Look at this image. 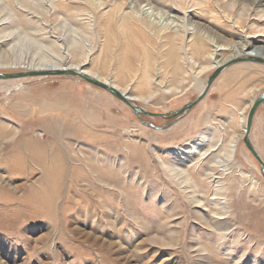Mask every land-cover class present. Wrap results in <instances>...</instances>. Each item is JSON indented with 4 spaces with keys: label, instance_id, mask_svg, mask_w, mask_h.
I'll return each instance as SVG.
<instances>
[{
    "label": "rangeland",
    "instance_id": "obj_1",
    "mask_svg": "<svg viewBox=\"0 0 264 264\" xmlns=\"http://www.w3.org/2000/svg\"><path fill=\"white\" fill-rule=\"evenodd\" d=\"M153 5L165 16L138 0H0V73L76 66L169 116L79 78L0 80V264H264V178L240 141L264 64L228 67L171 117L218 62L264 47V0ZM124 21L145 38L121 45ZM250 139L264 161V104Z\"/></svg>",
    "mask_w": 264,
    "mask_h": 264
},
{
    "label": "water",
    "instance_id": "obj_2",
    "mask_svg": "<svg viewBox=\"0 0 264 264\" xmlns=\"http://www.w3.org/2000/svg\"><path fill=\"white\" fill-rule=\"evenodd\" d=\"M242 62H256V63H264V60L257 59L254 57H245V58H238L234 59L232 61H228L225 65L218 68L208 79L206 87L202 93L199 94V96L186 104L182 109H179L177 111H173L171 114V117L180 118L183 115H185L187 112L191 111L196 105H198L208 94L210 91L213 83L216 81L218 76L228 67H231L235 64H239ZM51 76H69L73 78H79L87 82L88 84L98 87L100 89L105 90L118 100L122 101L124 104H126L136 115L142 114L150 117H156L161 116L164 118H168L169 116L164 115H157L154 113H151L150 111L146 110L144 107L138 106L135 102L130 101L125 94H123L121 91L116 89L115 87L109 85L108 83H105L103 81H100L96 79L95 77H91L85 73H81L79 71H76L74 69H58V70H42V71H23V72H16V73H0V80H13V79H26V78H35V77H51ZM264 104V94H262L254 103L252 109L249 112L247 124H246V130L245 135L243 137L244 144L246 145V148L249 150V152L253 155V157L258 161V163L261 166V173L264 178V161L261 159L260 155L258 154L255 147L252 145L251 142V133L252 128L254 124L255 114L257 110Z\"/></svg>",
    "mask_w": 264,
    "mask_h": 264
},
{
    "label": "bare ground",
    "instance_id": "obj_3",
    "mask_svg": "<svg viewBox=\"0 0 264 264\" xmlns=\"http://www.w3.org/2000/svg\"><path fill=\"white\" fill-rule=\"evenodd\" d=\"M138 4L139 5H143V4H145V7H147V6H149L150 7V9H153L154 11H156L157 13H159V14H161V15H163V16H165L164 15V13L161 11V10H159V9H157V8H155V6H156V4H155V6L153 5V0H138ZM158 6V5H157ZM137 7V6H136ZM141 8V7H140ZM171 10H175L176 11V9L175 8H171ZM166 15H170V13L169 14H166ZM134 16V15H133ZM171 17H172V15H170ZM114 18H115V16H114ZM136 18V17H135ZM115 20V19H114ZM118 20V19H117ZM134 20V19H133ZM144 20V19H143ZM116 25V24H115ZM145 26V25H144ZM148 27V26H147ZM147 27H145L146 29H147ZM142 28V27H141ZM150 28H151V26H150ZM146 29H144V30H146ZM144 30H142V29H139L138 27L136 28V27H133V26H131L129 23H127V22H123L122 23V29H120V33H118V35H116L115 36V39L118 41V42H120L121 43V45L122 44H124V45H132L131 44V42H133V41H137L138 43L142 40V38H145V34L143 35V31ZM143 32V33H142ZM151 32V31H150ZM154 32V31H153ZM144 36V37H143ZM146 37H147V35H146ZM128 39V40H127ZM171 39V38H170ZM171 41H172V39H171ZM118 44V43H117ZM119 45V44H118ZM249 45L252 47L253 45L252 44H250L249 43ZM249 47V46H248ZM184 51V50H183ZM187 51V50H186ZM189 55V54H188ZM238 57V56H250V57H254V58H257V59H262V60H264V47H254L251 51H247V48H246V45H243V49L240 51V53H238V54H236V55H234L233 57ZM232 57V58H233ZM232 58H228V60L229 61H232L231 59ZM236 59H238V58H236ZM228 60H225V61H220V62H218L217 64H216V68L218 67V68H220L221 66H223V65H225L227 62H228ZM234 60V59H233ZM256 63V62H255ZM259 64H264V63H259ZM217 68V69H218ZM29 69H32L33 71H42V70H58V69H60V70H62V69H74V70H76V71H79V72H81V73H85V74H87V75H89V76H91V77H95L96 79H98V80H100V81H103V82H105V83H108L109 85H111V86H113V87H115L116 89H119V91L121 90L122 91V93L123 94H125V96L130 100V101H140V100H143V99H141V98H137V97H134V96H129L124 90H122V89H120L117 85H114V84H112V83H110V82H107V80H104V79H101L99 76H97V75H94V74H92L90 71H87V70H84V69H82V68H79V67H76V66H72V67H65V66H59V65H52V66H44V65H42V66H40V67H29ZM216 69V70H217ZM26 72V71H25ZM13 80H16V79H13ZM6 81V80H5ZM205 87H206V85H205ZM204 91V90H203ZM209 93V92H208ZM256 102V101H255ZM254 102V103H255ZM254 105V104H253ZM253 107V106H252ZM261 107V106H260ZM252 109V108H251ZM250 112V111H249ZM256 115V114H255ZM245 130H246V128H245ZM245 135V134H244ZM242 138H243V136H241L240 137V141L242 140ZM54 154H55V156H60L61 154H59L57 151H54ZM199 201H197V203H198ZM199 206V204H196V206Z\"/></svg>",
    "mask_w": 264,
    "mask_h": 264
}]
</instances>
